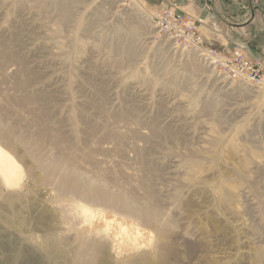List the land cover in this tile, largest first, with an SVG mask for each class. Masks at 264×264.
<instances>
[{
  "label": "rangeland",
  "instance_id": "374dc122",
  "mask_svg": "<svg viewBox=\"0 0 264 264\" xmlns=\"http://www.w3.org/2000/svg\"><path fill=\"white\" fill-rule=\"evenodd\" d=\"M178 3L0 0V146L22 170L0 184V264H264V85L228 81L151 15L191 17L203 47L240 46L263 73L264 23Z\"/></svg>",
  "mask_w": 264,
  "mask_h": 264
},
{
  "label": "built area",
  "instance_id": "2783aa9c",
  "mask_svg": "<svg viewBox=\"0 0 264 264\" xmlns=\"http://www.w3.org/2000/svg\"><path fill=\"white\" fill-rule=\"evenodd\" d=\"M190 19L192 18H184V16L175 12L173 14L170 9L169 11H158L154 24L160 32L176 41L183 39L193 46H199L201 50H205L203 53L210 67L220 76L227 78L228 81L256 85L264 83V73L260 70L261 66L258 63H249L240 46L232 45L233 48L230 50L231 52L227 53L226 57L217 55L215 51L203 47L202 39L194 33V27L193 24H190L192 22ZM179 22L183 23L180 24ZM194 22H199V20ZM189 29L192 32H189Z\"/></svg>",
  "mask_w": 264,
  "mask_h": 264
},
{
  "label": "bare ground",
  "instance_id": "6f19581e",
  "mask_svg": "<svg viewBox=\"0 0 264 264\" xmlns=\"http://www.w3.org/2000/svg\"><path fill=\"white\" fill-rule=\"evenodd\" d=\"M60 6H63V4L59 3L58 7H57L58 12L60 13V21H64L68 12H67L65 7H60ZM157 13L158 12L153 13L151 15V19L153 22H156L155 17L157 15ZM125 57L127 59L130 58L129 50H127ZM262 84L264 85V83H262ZM8 135H9L8 132L5 131L1 127V123H0V137L7 139ZM42 167H44V166H42ZM21 176H22L21 167L17 164V162L15 161L13 156H11L8 152H6L0 146V184L3 186V189H6V188L9 189L11 187L16 186L17 183L21 180ZM64 183L66 185L72 187L75 190V192H79L78 187H77L78 179L76 177L66 178L64 180ZM101 193L103 194V192L94 191V194H101ZM117 198H118L117 201L124 202V199L122 196H118ZM126 208L133 211V212H136V213H142V212H137L136 210L131 209L129 207H126ZM153 210L154 209L151 208L150 206H146V211H150L154 215H157L156 212H154ZM77 214L79 216L77 218H79L82 222H85V223L91 222V220H93V219L95 220V218H98V219H100V222L102 223V226H103L102 232L105 231L106 234H109V233H113L114 230H116L117 232L114 235L118 236L119 234H122L123 236L121 237V239L122 238L125 240L128 239L127 235H126V229L114 217H106V216L104 217L103 214H101L100 212H97L94 210H89V209H79ZM134 237L138 238V237H141V235L139 233H135V235L132 236L133 240L135 239ZM134 241H136V240H134Z\"/></svg>",
  "mask_w": 264,
  "mask_h": 264
},
{
  "label": "crops",
  "instance_id": "0c3cea01",
  "mask_svg": "<svg viewBox=\"0 0 264 264\" xmlns=\"http://www.w3.org/2000/svg\"><path fill=\"white\" fill-rule=\"evenodd\" d=\"M205 1L179 0L180 4L178 3L177 7L203 18L204 22H213V24L226 22L229 27L243 26L247 23L251 26L252 22L264 23V0H257V4L251 5L247 3L248 0H209L212 3L208 10H205ZM261 25L264 28V25ZM226 31L228 32L229 28Z\"/></svg>",
  "mask_w": 264,
  "mask_h": 264
}]
</instances>
